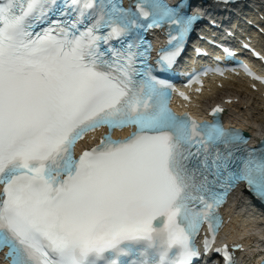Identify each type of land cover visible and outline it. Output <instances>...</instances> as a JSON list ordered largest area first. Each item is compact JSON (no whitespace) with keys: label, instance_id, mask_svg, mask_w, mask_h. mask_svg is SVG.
Segmentation results:
<instances>
[{"label":"snow or ice","instance_id":"snow-or-ice-1","mask_svg":"<svg viewBox=\"0 0 264 264\" xmlns=\"http://www.w3.org/2000/svg\"><path fill=\"white\" fill-rule=\"evenodd\" d=\"M179 8L0 0V250L11 264H118L123 253L191 264L194 236L204 223L215 233L230 188L264 199V142L249 149L219 122L177 117L148 50L126 42L164 24L179 41L194 19ZM50 15L69 18L39 28ZM176 54L163 49L159 62ZM105 125L135 130L75 158L76 141Z\"/></svg>","mask_w":264,"mask_h":264},{"label":"bare ground","instance_id":"bare-ground-1","mask_svg":"<svg viewBox=\"0 0 264 264\" xmlns=\"http://www.w3.org/2000/svg\"><path fill=\"white\" fill-rule=\"evenodd\" d=\"M232 85L233 86V83H230L229 86ZM236 88L235 89L237 92H239L241 95L242 93H246L248 95H255L254 93H251L249 91V89L245 86L244 83H238L236 84ZM213 92L211 93L212 96L211 97H208V98H204V100L208 101V100H215L217 98H219L220 95H225L227 94V91L224 90V89H211ZM225 93V94H223ZM262 102V101H261ZM264 103V102H262ZM251 106L248 102L245 103V101L243 99L240 100V102L236 103L233 105L232 109H231V114H234V115H237V116H240L241 119L245 120L246 122V125H253V126H256V127H263L262 125L264 124L262 118L259 119V118H256L255 115L252 114L251 112ZM261 112L264 113V107L261 109ZM251 114L253 116H251ZM264 128V127H263ZM251 215L254 214L253 211H250L249 212Z\"/></svg>","mask_w":264,"mask_h":264},{"label":"rangeland","instance_id":"rangeland-1","mask_svg":"<svg viewBox=\"0 0 264 264\" xmlns=\"http://www.w3.org/2000/svg\"><path fill=\"white\" fill-rule=\"evenodd\" d=\"M242 98H244L245 101H249V103L253 105V108H252L253 115H255L256 118H259V119L262 118V120L264 122V113L261 112V110H260L261 108L264 107V104L258 102L257 99H255V97L253 99L248 94H244L242 96ZM262 126H264V124Z\"/></svg>","mask_w":264,"mask_h":264}]
</instances>
